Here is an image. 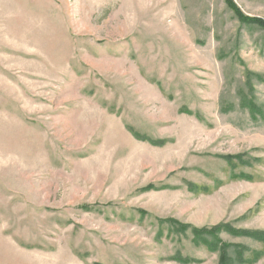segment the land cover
I'll use <instances>...</instances> for the list:
<instances>
[{"label":"rangeland","instance_id":"1","mask_svg":"<svg viewBox=\"0 0 264 264\" xmlns=\"http://www.w3.org/2000/svg\"><path fill=\"white\" fill-rule=\"evenodd\" d=\"M228 1L0 0V264H264L191 233L264 229V0Z\"/></svg>","mask_w":264,"mask_h":264},{"label":"trees","instance_id":"2","mask_svg":"<svg viewBox=\"0 0 264 264\" xmlns=\"http://www.w3.org/2000/svg\"><path fill=\"white\" fill-rule=\"evenodd\" d=\"M228 5L234 11L235 15L240 20H242V21L246 20V18H244L243 14L240 12V10L235 6V4L231 0L228 1ZM253 21H258V20H253ZM258 22H262V21L259 20ZM244 105H248V107H250L252 110H255V111L257 110V106L253 103V101L251 99L247 100L246 104L244 103ZM166 221L169 223H177L178 228H179V229H177L178 231H180V230L184 231V230H187L189 228V226L184 225V224H180L173 219H167ZM222 228H225V230L229 231L230 233H232L234 235L245 236V237L253 239L257 242H260L264 245V229H260V230H257V229L256 230L237 229L236 230V229L231 228L229 225L217 224V225L211 226L209 228L208 227H204V228L191 227V233L193 235L194 240H197L202 235H213L216 232H219L220 230H222ZM218 243H221L220 248L223 249V251L221 253L220 264H232L230 262V260H228L226 258L225 251H224V249L226 247L230 246L228 243L221 242L218 238H216L213 241L206 242V245H208V247L211 248L212 250H217V249H219ZM236 246L240 247L242 250V251L238 252L239 260L242 262H251L252 261L251 259L242 258L243 251H248L249 249L245 248L244 246H239V245H236ZM260 255H261L260 252H254V257L252 259L258 258Z\"/></svg>","mask_w":264,"mask_h":264}]
</instances>
